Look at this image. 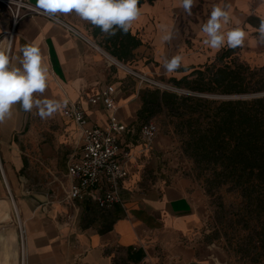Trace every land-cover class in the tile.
Here are the masks:
<instances>
[{"label":"crops","instance_id":"1","mask_svg":"<svg viewBox=\"0 0 264 264\" xmlns=\"http://www.w3.org/2000/svg\"><path fill=\"white\" fill-rule=\"evenodd\" d=\"M27 1L36 5V0ZM221 2L231 5L232 21L224 30L238 23L247 33L243 46L260 43L264 0H196L191 15L178 7V0H144L130 30L111 37L75 13L56 16L78 33L45 16L29 15L18 23L12 40V17L0 3V46L11 43V65L20 66L25 44L38 43L50 75L44 94L36 98L67 102L46 118L17 104L12 118L0 124V195L16 207L23 231L22 264H234L207 243L206 207L187 181L167 173L168 143L158 135L147 142L141 132L152 109L166 108L152 81L180 80L227 47L209 48L200 31L213 4ZM165 31L172 33L170 42L162 41ZM174 55L183 57L182 65L166 72L164 58ZM104 89L116 103L114 111L102 102L91 103ZM78 102L92 123L106 125L115 113L127 125L119 143L129 151L123 160L129 174L121 201L109 209L92 199L74 207L61 202L71 184L69 165L83 143L77 122L65 115ZM10 213V203L0 199V221L10 219ZM19 250L15 228L4 226L0 264H21Z\"/></svg>","mask_w":264,"mask_h":264},{"label":"trees","instance_id":"2","mask_svg":"<svg viewBox=\"0 0 264 264\" xmlns=\"http://www.w3.org/2000/svg\"><path fill=\"white\" fill-rule=\"evenodd\" d=\"M236 49L223 48L215 61L173 79L194 94L157 93L176 120L184 152L212 177H232L248 190L253 182L264 183V65L239 61L233 56Z\"/></svg>","mask_w":264,"mask_h":264},{"label":"rangeland","instance_id":"3","mask_svg":"<svg viewBox=\"0 0 264 264\" xmlns=\"http://www.w3.org/2000/svg\"><path fill=\"white\" fill-rule=\"evenodd\" d=\"M254 46L238 47L233 54L239 61L252 67L264 65V41ZM216 59V58H215ZM214 59V61H215ZM213 62V61H212ZM153 87L161 91L180 95L194 94L187 88L178 87L171 79ZM211 98H235L238 95H206ZM252 96V95H241ZM151 117L145 122H155L160 136L168 143L165 158L170 163L166 170L170 175H181L188 183V189L200 204L206 207L205 233L207 243L222 258L234 264H264V183H251L246 190L240 188L232 177H212L208 169L184 152L182 134L176 120L162 108L152 109ZM18 140V135H16ZM10 203V219L0 221V231L4 226H13L20 242L18 263L22 264L23 242L18 214L6 194L0 199Z\"/></svg>","mask_w":264,"mask_h":264},{"label":"clouds","instance_id":"4","mask_svg":"<svg viewBox=\"0 0 264 264\" xmlns=\"http://www.w3.org/2000/svg\"><path fill=\"white\" fill-rule=\"evenodd\" d=\"M140 0H36L35 7L49 17L75 13L82 21L98 27L102 34L111 37L117 31L127 33L134 21L141 16L138 7ZM196 0H178L180 7L188 15ZM230 4H213L207 20L200 26L204 34L203 43L211 49L223 46L235 49L244 45L247 33L239 26L224 30L232 21ZM259 33L264 41V20H261ZM172 33L165 31L162 41L170 42ZM20 66L13 67L10 62V47L0 46V124L12 118L13 106L19 105L25 112L37 110L41 118L51 116L66 106L58 100L38 99L48 87L50 65L46 63L38 43L25 44L21 49ZM183 57H165L163 68L175 72L182 65Z\"/></svg>","mask_w":264,"mask_h":264},{"label":"built area","instance_id":"5","mask_svg":"<svg viewBox=\"0 0 264 264\" xmlns=\"http://www.w3.org/2000/svg\"><path fill=\"white\" fill-rule=\"evenodd\" d=\"M0 3L12 17L11 40L18 23L29 15L45 16L78 33L63 19L44 15L27 0H0ZM9 47L11 50L10 42L7 48ZM116 63L121 65L118 61ZM90 100L93 105L102 102L106 109L111 111L116 109V103L108 89L102 91L101 97H93ZM65 115L77 122L82 131L83 143L79 157L73 159L69 165L68 175L71 184L64 190L61 202L74 207L77 201L92 199L100 208L109 209L121 201V186L129 174L123 164V160L129 157V151L122 149L119 143V135L127 131V125L115 113L110 115L106 125L92 123L79 102L67 108ZM141 132L143 139L151 142L158 135L159 128L157 123L149 121L143 124ZM14 209L16 210L15 206ZM21 238L23 242V231Z\"/></svg>","mask_w":264,"mask_h":264},{"label":"bare ground","instance_id":"6","mask_svg":"<svg viewBox=\"0 0 264 264\" xmlns=\"http://www.w3.org/2000/svg\"><path fill=\"white\" fill-rule=\"evenodd\" d=\"M16 211V210H15ZM17 212V211H16Z\"/></svg>","mask_w":264,"mask_h":264}]
</instances>
